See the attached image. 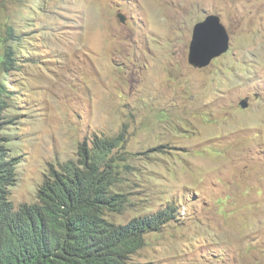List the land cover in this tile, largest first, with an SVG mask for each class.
I'll use <instances>...</instances> for the list:
<instances>
[{
	"label": "rangeland",
	"instance_id": "rangeland-1",
	"mask_svg": "<svg viewBox=\"0 0 264 264\" xmlns=\"http://www.w3.org/2000/svg\"><path fill=\"white\" fill-rule=\"evenodd\" d=\"M43 2L0 0V58L17 39L22 61L12 77L0 67L14 206L36 202L83 142L124 134L130 204L109 218L177 209L129 264H264V0ZM208 16L230 49L199 68L190 42Z\"/></svg>",
	"mask_w": 264,
	"mask_h": 264
},
{
	"label": "trees",
	"instance_id": "trees-1",
	"mask_svg": "<svg viewBox=\"0 0 264 264\" xmlns=\"http://www.w3.org/2000/svg\"><path fill=\"white\" fill-rule=\"evenodd\" d=\"M12 40L0 58L5 77L14 76L22 63L18 40ZM11 93L0 83V264H129L146 246L147 234L175 219L176 206L167 204L125 224L109 218L130 204L117 189L129 168L116 156L125 140L121 134L83 142L75 162L48 171L36 202L15 207L9 195L17 182L18 158L1 134Z\"/></svg>",
	"mask_w": 264,
	"mask_h": 264
},
{
	"label": "water",
	"instance_id": "water-1",
	"mask_svg": "<svg viewBox=\"0 0 264 264\" xmlns=\"http://www.w3.org/2000/svg\"><path fill=\"white\" fill-rule=\"evenodd\" d=\"M118 17L122 22H125L126 18L123 14H119ZM211 39H214L217 45L211 44ZM228 49L229 35L226 28L221 24L220 18L208 16L204 21L194 26L189 48V63L199 68L207 67ZM240 105L246 109L249 105L248 99L242 100Z\"/></svg>",
	"mask_w": 264,
	"mask_h": 264
},
{
	"label": "clouds",
	"instance_id": "clouds-1",
	"mask_svg": "<svg viewBox=\"0 0 264 264\" xmlns=\"http://www.w3.org/2000/svg\"><path fill=\"white\" fill-rule=\"evenodd\" d=\"M125 18H126V17H125ZM119 19H120V18H119ZM121 22H122V21H121ZM125 22H126V20H125ZM123 23H124V22H123ZM227 32H228V31H227ZM192 35H193V34H192ZM191 40H192V39H191ZM206 40H207V39H206ZM210 43L213 44V45H217V42H216L214 39H211V40H210ZM229 44H230V42H229ZM229 49H230V47H229ZM229 49H228V51H229ZM228 51H227V52H228ZM227 52H225L224 54H226ZM224 54H223V55H224ZM223 55H221V56H223ZM221 56H220V57H221ZM218 58H219V57H218ZM216 59H217V58H215L212 62H214ZM245 99H248V98H245ZM243 100H244V99H243ZM248 100H249V99H248ZM241 101H242V100H241ZM241 101H240V103H241ZM240 106H241V105H240ZM247 108H248V107H247Z\"/></svg>",
	"mask_w": 264,
	"mask_h": 264
}]
</instances>
